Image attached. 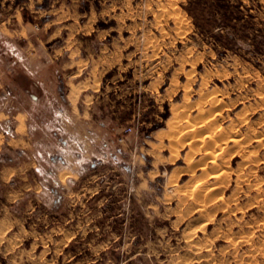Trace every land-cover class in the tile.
<instances>
[{
    "label": "rangeland",
    "instance_id": "rangeland-1",
    "mask_svg": "<svg viewBox=\"0 0 264 264\" xmlns=\"http://www.w3.org/2000/svg\"><path fill=\"white\" fill-rule=\"evenodd\" d=\"M0 64V264H264V0H0ZM214 95L244 144L199 210L169 134Z\"/></svg>",
    "mask_w": 264,
    "mask_h": 264
},
{
    "label": "bare ground",
    "instance_id": "bare-ground-1",
    "mask_svg": "<svg viewBox=\"0 0 264 264\" xmlns=\"http://www.w3.org/2000/svg\"><path fill=\"white\" fill-rule=\"evenodd\" d=\"M215 97H209L208 99L204 100L205 102H202L201 104L199 103L200 111L196 116V120L192 123L189 122L190 117L187 113V110H182V115L184 117L182 116L181 120L176 121L177 123L173 125V128H170L171 131L169 134V148L171 147L170 149H172V151L174 150V152H178L177 149L179 147L184 148L189 146L191 150L187 152V160L193 155V152L195 153L192 148L194 150H198L202 155L200 159V163H202L201 165L203 167V174H201L202 178L195 180L191 186H181L183 198H185L183 200L189 198L195 204V207L199 208V210L205 207V205L210 203L212 200L214 201L215 197H217L218 193L220 192L219 187L223 183L222 179L229 178L230 176L229 170L231 167L229 157L231 154L228 151L229 146L233 144L241 148L243 143L242 138L239 137L237 133L232 131L234 128H232V130L228 128V130L223 124L220 123L221 121L219 117H222V113L217 107L222 103V99H217L218 97ZM70 99L72 100V103L76 101V98L73 96V94L70 95ZM205 103H209L211 106L210 109L207 110L203 108ZM241 149L237 151L240 152ZM239 170L241 172L242 168ZM66 176L67 175L63 174L62 178L65 179ZM238 176L243 180L244 175L242 173H240ZM212 180H214V182H211Z\"/></svg>",
    "mask_w": 264,
    "mask_h": 264
},
{
    "label": "crops",
    "instance_id": "crops-1",
    "mask_svg": "<svg viewBox=\"0 0 264 264\" xmlns=\"http://www.w3.org/2000/svg\"><path fill=\"white\" fill-rule=\"evenodd\" d=\"M3 70H2V66H1V64H0V73L2 72ZM3 73V72H2ZM0 83H1V87L0 88H2V87H4V83H6V81L4 80V78H3V74H1L0 75ZM37 89L39 88L40 90H42L44 93H46L47 91V88L49 87L48 86V83H47V81L46 80H42V79H40L39 81H37V84H36V86H35ZM50 88V87H49ZM1 90V89H0ZM2 94H0V127L1 128H3L4 130H1L0 131V135H1V137H2V139H6V138H8L7 140H6V142L8 143V144H10V140H14V142H16V143H18V144H20L21 146H24V144L25 145H27V144H31L30 143V138H31V136H30V134L29 133H27V134H21V135H16V133H17V128H18V126H19V124H18V126L16 127H14L13 129H11L10 127H9V123H10V108H9V106H8V103L6 104L4 101V98H3V96H1ZM46 95V94H45ZM47 100H49V98H48V96H39V98H38V102L37 103H39V104H41V106L42 105H44V103L47 101ZM5 103V104H4ZM7 105V106H6ZM24 111H26V112H23L22 110H18V112H15V114L14 115H12V117L13 118H15V119H17L18 118V116H28L29 117V112H27V110H24ZM7 135V136H6ZM1 137H0V139H1ZM22 148H24V147H22ZM39 152H41V150H39ZM53 159V158H52ZM52 162H53V160H51ZM43 161H36L35 160V165L36 166H39L40 167V169L39 170H37V171H41V170H44L43 168H44V165H43ZM61 164L62 165H64V166H62V167H64V168H62L61 170H59L57 167H58V164H56L55 165V168H57V170H56V172H55V180H54V182L55 183H57V184H61V179H60V175H61V172L65 169V168H67L68 167V165L70 164L69 163V160L66 158V157H64V155H63V162H61ZM67 169H69V168H67ZM54 193H56V190H54L53 191ZM57 194V193H56ZM61 198V197H60ZM58 201L59 200H57V201H55L56 203H58Z\"/></svg>",
    "mask_w": 264,
    "mask_h": 264
},
{
    "label": "built area",
    "instance_id": "built-area-1",
    "mask_svg": "<svg viewBox=\"0 0 264 264\" xmlns=\"http://www.w3.org/2000/svg\"><path fill=\"white\" fill-rule=\"evenodd\" d=\"M132 130H133L132 127H128V128H126V129L124 130V133H125V134H129V133L132 132ZM118 140H119V142L122 143V142L124 141V138H123V137H120Z\"/></svg>",
    "mask_w": 264,
    "mask_h": 264
}]
</instances>
